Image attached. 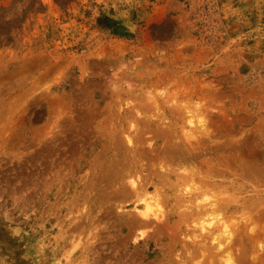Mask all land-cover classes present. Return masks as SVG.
Here are the masks:
<instances>
[{
	"label": "rangeland",
	"instance_id": "374dc122",
	"mask_svg": "<svg viewBox=\"0 0 264 264\" xmlns=\"http://www.w3.org/2000/svg\"><path fill=\"white\" fill-rule=\"evenodd\" d=\"M0 264H264V0H0Z\"/></svg>",
	"mask_w": 264,
	"mask_h": 264
},
{
	"label": "bare ground",
	"instance_id": "6f19581e",
	"mask_svg": "<svg viewBox=\"0 0 264 264\" xmlns=\"http://www.w3.org/2000/svg\"><path fill=\"white\" fill-rule=\"evenodd\" d=\"M129 183L133 189L136 188L135 179H130ZM137 212L139 216L143 219L142 221L138 220L139 224H145L147 223V220L149 221V219L159 218V213L161 211L155 195H151L149 199H145L143 207L139 208ZM211 222L212 221H210V224ZM219 246L221 245L219 244Z\"/></svg>",
	"mask_w": 264,
	"mask_h": 264
}]
</instances>
